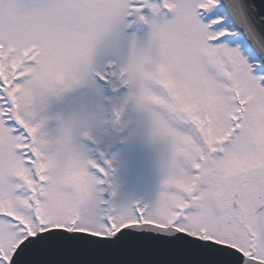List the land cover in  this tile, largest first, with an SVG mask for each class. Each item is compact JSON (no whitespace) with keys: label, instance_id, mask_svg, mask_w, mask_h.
Segmentation results:
<instances>
[{"label":"snow or ice","instance_id":"obj_1","mask_svg":"<svg viewBox=\"0 0 264 264\" xmlns=\"http://www.w3.org/2000/svg\"><path fill=\"white\" fill-rule=\"evenodd\" d=\"M0 264H264V0H0Z\"/></svg>","mask_w":264,"mask_h":264}]
</instances>
